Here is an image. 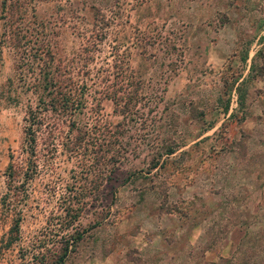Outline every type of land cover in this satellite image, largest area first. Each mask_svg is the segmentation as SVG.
<instances>
[{
	"label": "rangeland",
	"instance_id": "obj_1",
	"mask_svg": "<svg viewBox=\"0 0 264 264\" xmlns=\"http://www.w3.org/2000/svg\"><path fill=\"white\" fill-rule=\"evenodd\" d=\"M0 264H264V0H0Z\"/></svg>",
	"mask_w": 264,
	"mask_h": 264
},
{
	"label": "trees",
	"instance_id": "obj_2",
	"mask_svg": "<svg viewBox=\"0 0 264 264\" xmlns=\"http://www.w3.org/2000/svg\"><path fill=\"white\" fill-rule=\"evenodd\" d=\"M1 5H4V0H1ZM37 48H44L43 46L42 47H37ZM44 50V49H43ZM45 54H50V55H54L50 46L46 47V49L44 50ZM49 62L50 61H44V64H45V67L44 68V71L45 73L44 76L47 77V81L45 83L46 86H48V89H47V93L48 94H51L52 93V96H51V104L53 105H56V104H59L60 103V99L61 101L63 102H67L68 100L72 103H76V104H80L81 101L79 99H74L75 97H72L71 96V91H69L67 95H65V91H63V94H62V90H61V83H60V79L59 78H55V75L54 74H50L49 70L50 68H48L47 66L49 65ZM54 93V94H53ZM62 94V95H61ZM61 95V96H60ZM40 102H43V99H40ZM62 104V103H61ZM63 105V104H62ZM66 105V104H65ZM32 115H31V118H30V121L27 125V127H25L26 129H24V131L26 132V134L24 135L23 137V142H22V150L25 151V158H27L26 162L27 164L24 166H22L23 164V160H20L22 158H19L20 161L18 160H15L13 155L10 154V156H12V160L9 162L8 166H7V170H8V174L11 176L15 171L16 169L18 170V168L20 169V167H23L24 169V173L26 175L30 174L33 170L36 169V163H35V160L33 159V156L35 154V147H34V143H35V134L37 133V124L40 123V118L35 115L34 112H31ZM170 151H173L172 149H169ZM4 200H5V197H4ZM16 225V224H15ZM13 228H10V231L12 230ZM81 236V233H78L77 234V237H80ZM13 238H16V237H12V235H10V241H12ZM66 255V250L63 252L62 255L59 256L58 258V262H61L64 260V257Z\"/></svg>",
	"mask_w": 264,
	"mask_h": 264
},
{
	"label": "built area",
	"instance_id": "obj_3",
	"mask_svg": "<svg viewBox=\"0 0 264 264\" xmlns=\"http://www.w3.org/2000/svg\"><path fill=\"white\" fill-rule=\"evenodd\" d=\"M234 93H235V90H233V93L232 95L234 96ZM235 97H233L232 101H231V104H230V108L233 106V105H236L237 104V101L234 99ZM235 100V101H234Z\"/></svg>",
	"mask_w": 264,
	"mask_h": 264
}]
</instances>
